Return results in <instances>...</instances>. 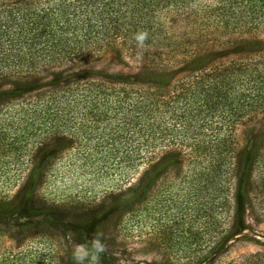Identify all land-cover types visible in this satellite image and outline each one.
Returning <instances> with one entry per match:
<instances>
[{
  "label": "trees",
  "instance_id": "trees-1",
  "mask_svg": "<svg viewBox=\"0 0 264 264\" xmlns=\"http://www.w3.org/2000/svg\"><path fill=\"white\" fill-rule=\"evenodd\" d=\"M140 32L142 47L134 39ZM226 44L248 53L179 69ZM105 53L146 78L68 74ZM261 128L264 0H0L1 188L24 176L33 201L46 184L39 155L72 152L65 157L81 168L115 175L117 190L94 194L95 200L140 203L137 210L146 214L129 216L126 222L137 218L140 229L137 235L127 229L128 236L162 234L173 240L170 264H204L229 239L239 204L264 222ZM149 172L148 192L169 191L155 201L154 195L141 200L140 186L126 187ZM13 205L0 196V220ZM42 243H11L0 264H74L71 255ZM241 264H264V256L251 254Z\"/></svg>",
  "mask_w": 264,
  "mask_h": 264
},
{
  "label": "rangeland",
  "instance_id": "rangeland-1",
  "mask_svg": "<svg viewBox=\"0 0 264 264\" xmlns=\"http://www.w3.org/2000/svg\"><path fill=\"white\" fill-rule=\"evenodd\" d=\"M214 47L213 50H207L209 53L202 54L203 56L201 55L193 64L184 68L180 66L179 69L183 72H192L231 59L243 58L248 53L246 48H234L235 46L228 44ZM132 65L117 59L113 53H105L76 67L68 74L94 81L146 78L147 73L142 74V69H135ZM48 81L44 80L39 85ZM6 89L8 88L1 91ZM263 133V128L257 132L258 136ZM256 138L257 135L254 134L243 144L246 145ZM71 153L64 154V150L55 152L48 149L39 155L37 161L42 169L41 173L46 176L43 178L46 184L34 194L33 201L26 198L29 191L28 186H24L26 183L23 182L24 176L6 188L0 187V196L8 197L14 204L13 213L0 220L2 232L0 254L7 251L11 243L15 244L25 238L37 243L38 247L42 242H50L61 249L62 255H71L75 244L86 243L99 234L104 244V251L99 256L102 264H170L169 256L175 250L168 245L173 240L165 238L162 234L144 235L143 231L139 237L127 234V229L134 235H137L135 232L140 229L137 218L130 223L126 222L135 210L137 214L138 211L141 213L144 211L137 210L140 203L135 204L133 198L129 200L130 203L122 202L118 200L120 197L114 201H109V197L95 200L94 194L101 198L110 188L117 190L112 183L115 175L98 177V174L91 173V170L81 168V162L73 156L65 157ZM60 156L65 158H60L58 162L57 158ZM54 163L55 168L51 169ZM150 173L146 176L137 173L126 186H140L141 200H149L154 195L155 201L161 193L169 192L159 186L156 191L148 192L145 186L151 179ZM151 202V200L146 202L148 210ZM144 214L145 211L143 216ZM230 221L232 232L229 239L204 264H241L243 259L251 254L264 256V222L255 220L245 204L243 206L239 204ZM25 222L30 224L25 225Z\"/></svg>",
  "mask_w": 264,
  "mask_h": 264
},
{
  "label": "clouds",
  "instance_id": "clouds-1",
  "mask_svg": "<svg viewBox=\"0 0 264 264\" xmlns=\"http://www.w3.org/2000/svg\"><path fill=\"white\" fill-rule=\"evenodd\" d=\"M146 38V33L140 32L134 36L138 46H143V42ZM104 251V244L97 234L90 241L81 244H75L72 248L71 259L74 264H98L99 256Z\"/></svg>",
  "mask_w": 264,
  "mask_h": 264
}]
</instances>
